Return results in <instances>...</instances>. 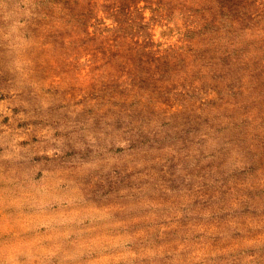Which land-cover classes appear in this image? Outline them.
Listing matches in <instances>:
<instances>
[{
    "label": "rangeland",
    "instance_id": "rangeland-1",
    "mask_svg": "<svg viewBox=\"0 0 264 264\" xmlns=\"http://www.w3.org/2000/svg\"><path fill=\"white\" fill-rule=\"evenodd\" d=\"M0 264H264V0H0Z\"/></svg>",
    "mask_w": 264,
    "mask_h": 264
}]
</instances>
